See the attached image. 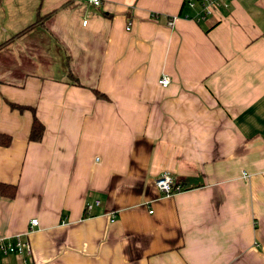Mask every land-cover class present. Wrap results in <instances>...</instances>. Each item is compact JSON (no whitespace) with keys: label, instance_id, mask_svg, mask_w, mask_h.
I'll list each match as a JSON object with an SVG mask.
<instances>
[{"label":"crops","instance_id":"1","mask_svg":"<svg viewBox=\"0 0 264 264\" xmlns=\"http://www.w3.org/2000/svg\"><path fill=\"white\" fill-rule=\"evenodd\" d=\"M216 1L0 0V264H264V0Z\"/></svg>","mask_w":264,"mask_h":264},{"label":"built area","instance_id":"2","mask_svg":"<svg viewBox=\"0 0 264 264\" xmlns=\"http://www.w3.org/2000/svg\"><path fill=\"white\" fill-rule=\"evenodd\" d=\"M87 3L92 4L93 6L99 5V0H84ZM198 5L200 8V12L197 15L198 19L202 18V15L210 13L211 9H214L215 6L218 5L216 0H198ZM187 5L191 7L193 3L187 2ZM85 21H82L84 24ZM127 29V28H125ZM168 79L166 77H160L158 79V83L161 86L167 84ZM153 186L156 191L162 196H168L174 193H177L181 190L179 184L175 181V179L167 173H161L157 175L153 179ZM96 203V201H94ZM84 210H88L90 205H84ZM36 225V221L34 219L29 220V228ZM18 255L22 258V261L27 262L30 260V248L27 242L26 233L23 236H14V237H4L0 238V257H4L7 255Z\"/></svg>","mask_w":264,"mask_h":264},{"label":"trees","instance_id":"3","mask_svg":"<svg viewBox=\"0 0 264 264\" xmlns=\"http://www.w3.org/2000/svg\"><path fill=\"white\" fill-rule=\"evenodd\" d=\"M70 77V75H69ZM75 80V79H74ZM94 96L95 97H102V94L98 93L97 91H93ZM12 109H15L17 111H21L23 109H25V107L23 106H16V105H9ZM30 113H31V121H30V126H29V130H28V135H27V139L29 141H37L40 139L41 137V133H42V126L41 124L35 119L34 115H33V110L29 109ZM0 141L3 146H7L8 142H9V137L7 135H1L0 134ZM14 194V187L13 186H2L0 185V195L1 196H5L7 198H11L13 197ZM85 210L83 208V215H86V213L84 214Z\"/></svg>","mask_w":264,"mask_h":264}]
</instances>
